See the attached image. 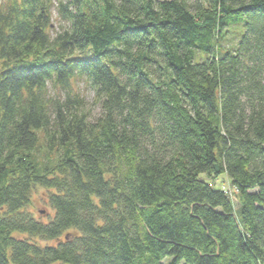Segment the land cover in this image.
I'll list each match as a JSON object with an SVG mask.
<instances>
[{
    "label": "trees",
    "instance_id": "trees-1",
    "mask_svg": "<svg viewBox=\"0 0 264 264\" xmlns=\"http://www.w3.org/2000/svg\"><path fill=\"white\" fill-rule=\"evenodd\" d=\"M166 258L264 264V0H0V264Z\"/></svg>",
    "mask_w": 264,
    "mask_h": 264
},
{
    "label": "rangeland",
    "instance_id": "rangeland-1",
    "mask_svg": "<svg viewBox=\"0 0 264 264\" xmlns=\"http://www.w3.org/2000/svg\"><path fill=\"white\" fill-rule=\"evenodd\" d=\"M59 0H54V6H57ZM62 2H65V0H61ZM52 18H53V25L55 28H57L59 25H63V21L60 20L59 15L57 14L56 9L54 8L52 11ZM233 44L232 42V38H230V36H227L226 39L223 42L224 46H231ZM80 92L83 94L85 100L88 102V104L90 105V108H92L94 114L98 112V108L95 107V105H92V98H93V93L91 91V89L86 86V85H80ZM208 180V179H207ZM214 186L216 188H219L220 186H225L227 187L228 184L226 182V177L224 175H221L220 177H218L215 181H214ZM32 205L29 208L30 212H32V214L35 216L36 219L42 221V222H47L49 216H51L52 211L50 210V208L47 205V200H46V193L44 190L42 189H37L33 195H32V199H31ZM236 204V203H235ZM240 213V205L237 203V205H235V214L239 215ZM170 258H166L163 261V264H168ZM183 264V263H181Z\"/></svg>",
    "mask_w": 264,
    "mask_h": 264
}]
</instances>
